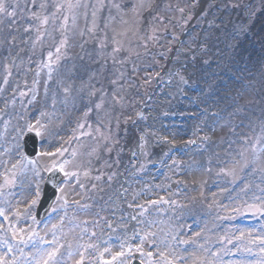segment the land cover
<instances>
[{"label": "rangeland", "instance_id": "obj_1", "mask_svg": "<svg viewBox=\"0 0 264 264\" xmlns=\"http://www.w3.org/2000/svg\"><path fill=\"white\" fill-rule=\"evenodd\" d=\"M155 1L0 0L5 5L0 13V176L7 177L0 217L9 222L13 214L22 215L10 232L0 221V258L7 264H42L43 260L48 264H99L100 258L101 264L112 262L117 246L108 237L118 231L105 225L118 222L129 228L135 220L130 212L119 207L120 219L114 209L104 213L100 230L95 226V236L88 240L84 236L87 228L81 225L86 215L77 218L67 203L86 194L88 201L94 200L90 218L102 186L110 194H119L115 199L105 197L107 202L123 201L134 184L141 185L135 173L150 161L151 176L142 182L147 186L131 205L171 192L179 184L177 178L183 179L184 186L173 191L171 203L153 212L148 206V212L140 214L142 220L132 233L136 245L144 241V232L158 231V224H163L166 230L161 236L168 234L163 240L169 244L173 234H185V238L176 236L174 246H163L175 262L185 261L190 257L187 252H196L197 242L183 244L190 242V233L201 234L208 223L189 228L190 222L182 220L179 201L184 204V218L193 201L199 203L195 210H211L210 220L216 219L221 228L223 219L243 217L236 222L238 226L222 229L228 248L215 250L211 238L208 246L203 243L206 251L190 259L192 264H236L249 256L237 238L248 220L264 215L255 210L264 207V0H246L241 5L239 0H163L160 9L153 7ZM205 39L207 51L201 53ZM85 113L77 139L62 151L66 132L73 131ZM188 120L194 121L193 129L202 138L186 133L190 131L185 124ZM29 125L44 140L43 154L12 169L22 127ZM190 138L203 145H188L183 156L171 157L166 164L154 149L164 141ZM126 142L128 162L132 156L136 160L124 169ZM50 151L57 156L49 158ZM159 162L168 170L157 176ZM55 167L68 173L66 194L56 204L59 213L41 227L34 226L36 230L22 233L21 229L32 227V212L24 214L23 208L32 191L40 189L43 174ZM112 173L121 184L107 189ZM166 176L168 185L161 190L149 186L151 177L166 180ZM202 197L210 198L212 204L198 200ZM249 205L254 206L252 210ZM261 227L253 229L262 233L256 248L264 252ZM18 236L29 240V249L17 244ZM199 236L195 237L201 241ZM42 240L50 241L48 248L40 247ZM86 241L92 243L89 251ZM149 242L146 254L156 252L151 244L158 241L150 238ZM54 249L56 255L48 259L46 252ZM126 255L119 264L130 261Z\"/></svg>", "mask_w": 264, "mask_h": 264}, {"label": "bare ground", "instance_id": "obj_2", "mask_svg": "<svg viewBox=\"0 0 264 264\" xmlns=\"http://www.w3.org/2000/svg\"><path fill=\"white\" fill-rule=\"evenodd\" d=\"M245 1H246V0H239L238 2H239V4L241 5V2H245ZM230 5H231V4H230ZM238 12H239V9H237V10L233 13V15L235 16ZM262 15H264V14H262ZM262 15H261V16H262ZM207 38H208V37H207ZM207 38H206V39H207ZM206 39L202 42V45H201V53H204L205 49H206V51H207L208 43L206 42ZM241 47H242V45H239L237 48H241ZM244 50H245L246 53H247V52H250L248 49H247V51H246V48H244ZM190 124H191L190 126L193 127L194 122H191ZM52 129H54V130L56 129V132H59V133L63 131L62 128H52ZM143 187H146V186H143ZM136 192H137V190L134 189V190L132 191V193H130V194L128 195V197L131 199V194H134V193H136ZM118 205L122 206V205H124V203H123V204H122V203H118ZM108 211H110V209H108ZM115 214H116V215H119V214H120V210L117 209ZM254 233H256V237H261V236H262L259 232H253L252 234H250V235L248 236V239H249V245L247 246L248 249H249V248H253V245L251 244V241L254 240V239H256V237H253V236H254V235H253ZM253 249H255V248H253ZM255 261H260L259 257H258ZM239 263H240V264H251L252 261L243 260V261H241V262H239Z\"/></svg>", "mask_w": 264, "mask_h": 264}, {"label": "snow or ice", "instance_id": "obj_3", "mask_svg": "<svg viewBox=\"0 0 264 264\" xmlns=\"http://www.w3.org/2000/svg\"><path fill=\"white\" fill-rule=\"evenodd\" d=\"M137 6H142V5H133L134 8L137 7ZM117 7H119V6L117 5ZM4 11H5V5H4L3 2H0V13H3ZM11 14L14 15V13H11ZM99 106L100 105H97V107H99ZM29 130L30 131L32 130V126L31 125H29ZM65 163H67V162H65ZM60 170L63 171V167H61ZM65 175H68V173H65ZM72 175H75V173H72ZM33 203H35V202H33ZM248 207H249V210H252L254 206L249 205ZM255 210L261 212L262 214H264V207L255 208ZM2 215H4V212H3L2 209H0V216H2ZM133 219H135V217H133ZM13 235H15V233H13ZM21 243H26V241L21 240ZM261 244L264 245V240L261 241ZM262 250H264V248H262ZM129 251H131V249H129ZM46 255H47L48 259H52L56 255V250L54 249L51 252H46ZM119 255L123 256L124 253L121 252V253H119ZM149 255H151V254L149 253ZM113 259H116V257L114 256ZM0 264H7V262L4 261L3 258H0ZM42 264H48V260H43ZM81 264H82V262H81Z\"/></svg>", "mask_w": 264, "mask_h": 264}]
</instances>
